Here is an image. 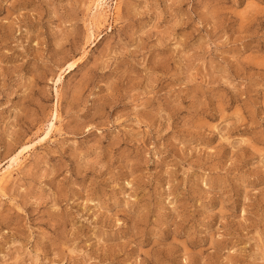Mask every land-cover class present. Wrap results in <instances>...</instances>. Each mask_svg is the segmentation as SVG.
Here are the masks:
<instances>
[{"label": "rangeland", "instance_id": "1", "mask_svg": "<svg viewBox=\"0 0 264 264\" xmlns=\"http://www.w3.org/2000/svg\"><path fill=\"white\" fill-rule=\"evenodd\" d=\"M0 172V264H264V0H0Z\"/></svg>", "mask_w": 264, "mask_h": 264}, {"label": "bare ground", "instance_id": "2", "mask_svg": "<svg viewBox=\"0 0 264 264\" xmlns=\"http://www.w3.org/2000/svg\"><path fill=\"white\" fill-rule=\"evenodd\" d=\"M96 7H101V6H99V3L97 2V4H96ZM102 8V7H101ZM46 135H47V133H46ZM33 145H32V143H30V145H28L27 147H23L14 157H13V161H12V164H11V166H9V168H12L15 164H17L18 163V161L20 160V156H21V154L22 153H24V152H26L30 147H32ZM0 173H2V172H0ZM10 174V173H9ZM2 175V174H1ZM0 175V176H1ZM3 176H1L0 177V179L2 178Z\"/></svg>", "mask_w": 264, "mask_h": 264}]
</instances>
